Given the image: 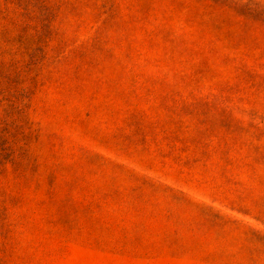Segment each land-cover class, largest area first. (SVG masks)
<instances>
[{
    "label": "rangeland",
    "instance_id": "1",
    "mask_svg": "<svg viewBox=\"0 0 264 264\" xmlns=\"http://www.w3.org/2000/svg\"><path fill=\"white\" fill-rule=\"evenodd\" d=\"M0 264H264V0H0Z\"/></svg>",
    "mask_w": 264,
    "mask_h": 264
}]
</instances>
